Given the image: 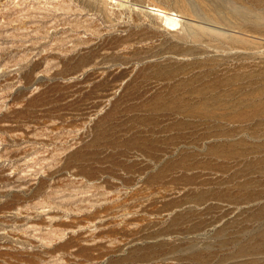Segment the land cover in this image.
Listing matches in <instances>:
<instances>
[{
	"label": "rangeland",
	"instance_id": "1",
	"mask_svg": "<svg viewBox=\"0 0 264 264\" xmlns=\"http://www.w3.org/2000/svg\"><path fill=\"white\" fill-rule=\"evenodd\" d=\"M0 120V264H264V0H0Z\"/></svg>",
	"mask_w": 264,
	"mask_h": 264
},
{
	"label": "bare ground",
	"instance_id": "2",
	"mask_svg": "<svg viewBox=\"0 0 264 264\" xmlns=\"http://www.w3.org/2000/svg\"><path fill=\"white\" fill-rule=\"evenodd\" d=\"M149 10H150V12L151 11H155V12H157V15L158 16H160L161 18H162V20L164 21V24L170 29V30H172V31H174V30H176L177 28H178V26L180 25V20L177 18V16H176V14H173V13H170V12H166V11H164V10H161V9H159V8H155V7H150L149 8ZM6 115V114H5ZM8 115V114H7ZM6 115V116H7ZM4 116H2V118H3ZM11 117V116H10ZM7 118V117H6ZM1 121V120H0ZM4 121V120H3ZM2 122V121H1ZM5 123V122H4ZM3 123V124H4ZM7 123V122H6ZM5 126H6V124H4ZM3 125V126H4ZM1 126V125H0ZM5 128V127H4ZM28 131V130H27ZM30 131V130H29ZM13 134H15V133H13ZM16 135V134H15ZM24 135V134H23ZM26 135V134H25ZM31 135V134H30ZM30 137V136H29ZM22 138V137H21ZM24 139V138H23ZM27 140V139H26ZM22 141V140H21ZM18 151V150H17ZM14 153V152H13ZM17 153V152H16ZM21 153V152H20ZM12 155V154H11ZM15 155V154H14ZM13 155V156H14ZM17 155V154H16ZM11 158H12V156H11ZM4 169V168H3ZM8 169V168H7ZM12 169V168H11ZM58 171V170H57ZM12 172V171H11ZM4 173V172H3ZM54 173V172H53ZM62 176V175H61ZM61 176H59V177H61ZM50 177V176H49ZM15 178V177H14ZM13 178V179H14ZM4 179H6V177L4 178ZM53 179H54V177H53ZM2 181V180H1ZM51 181V180H50ZM25 182V181H24ZM52 182V181H51ZM55 182V181H54ZM53 182V183H54ZM11 183V182H10ZM28 184V183H27ZM58 184V183H57ZM15 185V184H14ZM32 185V184H31ZM21 186V185H20ZM42 186V185H41ZM26 187V186H25ZM31 187V186H30ZM44 187V186H43ZM49 187V186H48ZM24 188V187H23ZM45 188V187H44ZM47 188V187H46ZM1 189V188H0ZM3 189V188H2ZM20 190V189H19ZM39 192V191H38ZM40 193V192H39ZM3 194H4V192H3ZM6 194V193H5ZM14 194V193H13ZM12 195V194H11ZM21 195V194H20ZM33 196V195H32ZM25 198V197H24ZM13 199V198H12ZM15 199V198H14ZM28 199V198H27ZM30 201V200H29ZM5 202V201H4ZM16 203V202H15ZM26 203V202H25ZM24 204V203H23ZM8 205V204H7ZM3 208V207H2ZM10 208V207H9ZM8 208V210H10ZM23 209V208H22ZM4 211V210H3ZM11 211V210H10ZM29 215V214H28ZM34 217V216H33ZM31 218V217H30ZM54 218V217H53ZM26 219V218H25ZM38 220V219H37ZM22 221V220H21ZM28 221H29V219H28ZM13 222V221H12ZM23 222V221H22ZM26 223V222H25ZM27 224H28V222H27ZM48 224V223H47ZM53 225V224H52ZM51 226V225H50ZM64 232V231H63ZM62 232V233H63ZM93 234V233H92ZM72 235V234H71ZM70 235V236H71ZM26 238V237H25ZM70 239V238H69ZM68 241V240H67ZM93 241V240H92ZM87 242V241H86ZM89 242V241H88ZM87 242V243H88ZM91 242V241H90ZM96 242V241H95ZM5 243V242H4ZM66 244H67V242H65ZM64 243V244H65ZM33 244V243H32ZM65 244V245H66ZM74 244L75 243H73V246H74ZM77 244V243H76ZM1 245H2V243H1ZM63 245V244H62ZM79 245H80V243H79ZM79 245H77V246H79ZM4 246V245H3ZM64 246V245H63ZM71 246V245H70ZM41 247V246H40ZM58 247V246H57ZM65 247H67V246H65ZM75 247V246H74ZM61 249H62V247H60ZM68 248H69V245H68ZM77 248V247H76ZM53 249V248H52ZM58 249V248H57ZM65 249V248H64ZM63 249V250H64ZM44 250V249H43ZM68 250V249H67ZM8 251V250H7ZM69 251V250H68ZM51 252V251H50ZM21 253V252H20ZM8 254V253H7ZM18 254V253H17ZM23 254V253H22ZM54 254V253H53ZM3 255V254H2ZM38 255V254H37ZM58 258V257H57ZM46 259V258H45ZM68 261V260H67ZM58 262V261H57ZM45 263V262H44ZM43 263V264H44ZM47 264V263H46Z\"/></svg>",
	"mask_w": 264,
	"mask_h": 264
}]
</instances>
